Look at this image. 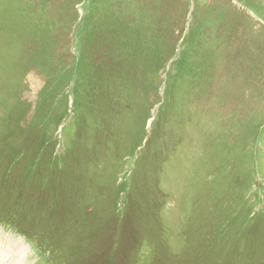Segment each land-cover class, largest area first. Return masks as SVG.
<instances>
[{
	"label": "rangeland",
	"instance_id": "rangeland-1",
	"mask_svg": "<svg viewBox=\"0 0 264 264\" xmlns=\"http://www.w3.org/2000/svg\"><path fill=\"white\" fill-rule=\"evenodd\" d=\"M0 264H264V0H0Z\"/></svg>",
	"mask_w": 264,
	"mask_h": 264
},
{
	"label": "trees",
	"instance_id": "trees-1",
	"mask_svg": "<svg viewBox=\"0 0 264 264\" xmlns=\"http://www.w3.org/2000/svg\"><path fill=\"white\" fill-rule=\"evenodd\" d=\"M160 188H161V187H160ZM161 191H162L161 196L164 197V191H163V188H161Z\"/></svg>",
	"mask_w": 264,
	"mask_h": 264
}]
</instances>
